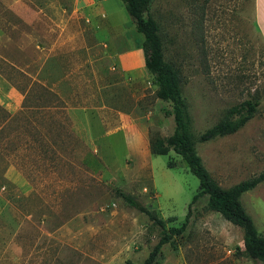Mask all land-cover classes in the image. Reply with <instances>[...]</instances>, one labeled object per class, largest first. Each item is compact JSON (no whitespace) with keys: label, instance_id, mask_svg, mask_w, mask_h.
<instances>
[{"label":"rangeland","instance_id":"374dc122","mask_svg":"<svg viewBox=\"0 0 264 264\" xmlns=\"http://www.w3.org/2000/svg\"><path fill=\"white\" fill-rule=\"evenodd\" d=\"M147 13L181 71L196 135L260 100L241 129L197 143L206 168L225 188L264 171L254 0H154ZM142 41L121 0H0V264H143L162 229L117 189L166 228L190 207L158 264H264L241 253L242 229L209 210L208 195L189 206L200 182L180 155L152 154L150 137L172 134L175 122ZM241 200L264 235V182Z\"/></svg>","mask_w":264,"mask_h":264},{"label":"trees","instance_id":"16d2710c","mask_svg":"<svg viewBox=\"0 0 264 264\" xmlns=\"http://www.w3.org/2000/svg\"><path fill=\"white\" fill-rule=\"evenodd\" d=\"M130 15L136 30L142 34V49L145 57V67L152 74L157 85L156 95L162 101L170 102L172 108L166 114L173 116L175 128L172 134L162 137L159 134L150 137V150L152 154H168L174 151L185 161L189 171L200 182L199 190L193 196L189 206L199 197L208 195L207 207L209 210L220 212L223 217L239 226L243 231L244 249L242 254L246 257L264 263V235H262L252 218L245 209L241 196L264 182V171L248 179L240 181L231 187H222L204 165L202 157L197 151L198 142H208L217 137L234 133L251 120L260 105L258 99H246L226 110L222 119L215 125L196 135L191 129V119L188 104L183 96L182 76L177 65L165 59L163 39L160 26L154 17L149 15L150 4L154 0H121ZM48 94L50 90L42 87ZM31 90L26 92L29 97ZM28 99V98H27ZM26 106H29L26 104ZM2 110V108L0 109ZM169 167L175 163L168 162ZM117 194L132 208L146 215L162 229L158 243L150 251L143 264H158L162 246L174 243L173 238L181 236L188 225L191 215L189 207L186 219L180 226L165 227V221L157 213L143 204L137 196L117 189Z\"/></svg>","mask_w":264,"mask_h":264},{"label":"crops","instance_id":"0c3cea01","mask_svg":"<svg viewBox=\"0 0 264 264\" xmlns=\"http://www.w3.org/2000/svg\"><path fill=\"white\" fill-rule=\"evenodd\" d=\"M256 8V21L260 30L261 36L264 40V0H254ZM10 165L6 169V176H8Z\"/></svg>","mask_w":264,"mask_h":264}]
</instances>
